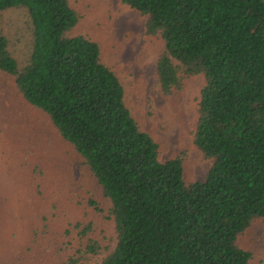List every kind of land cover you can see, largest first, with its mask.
Here are the masks:
<instances>
[{
    "label": "trees",
    "instance_id": "16d2710c",
    "mask_svg": "<svg viewBox=\"0 0 264 264\" xmlns=\"http://www.w3.org/2000/svg\"><path fill=\"white\" fill-rule=\"evenodd\" d=\"M122 2L163 43L165 96L205 77L194 144L212 165L187 184L184 154L160 160L100 45L73 35L82 16L70 0H0V15L25 13L30 34L21 61L0 22V72L48 116L110 203L114 249L99 259L103 247L89 240L66 264H252L238 239L264 225V0Z\"/></svg>",
    "mask_w": 264,
    "mask_h": 264
},
{
    "label": "rangeland",
    "instance_id": "374dc122",
    "mask_svg": "<svg viewBox=\"0 0 264 264\" xmlns=\"http://www.w3.org/2000/svg\"><path fill=\"white\" fill-rule=\"evenodd\" d=\"M70 4L82 16L73 35L100 45L103 63L125 89L127 107L159 144L160 160L184 154L185 182L204 181L212 163L194 139L205 77H191L182 93L165 96L156 73L163 43L146 36L145 17L122 0ZM0 22L22 61L30 40L25 13L3 12ZM89 240L103 247L99 259L116 246L109 201L48 116L0 72V264H66ZM238 244L252 254V264H264L263 222H255Z\"/></svg>",
    "mask_w": 264,
    "mask_h": 264
}]
</instances>
